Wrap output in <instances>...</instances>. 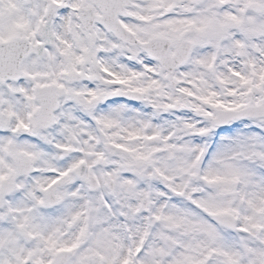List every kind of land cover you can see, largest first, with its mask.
Masks as SVG:
<instances>
[{
  "label": "rangeland",
  "instance_id": "1",
  "mask_svg": "<svg viewBox=\"0 0 264 264\" xmlns=\"http://www.w3.org/2000/svg\"><path fill=\"white\" fill-rule=\"evenodd\" d=\"M54 1L66 9L47 28L46 0H0V42L19 36L37 48L22 64L27 78L0 84V264H48L60 249L72 252L69 264H264V122L218 131L192 111L233 109L250 88L257 100L264 92V0H144L156 20L147 37L178 41L187 32L192 43L175 85L99 27L92 48L78 19L88 0ZM169 12L176 16L163 17ZM91 56L115 89L144 100L95 104L106 89L67 78L92 72ZM46 85L70 86L74 97L41 129L34 93ZM12 151L31 160V175L16 174ZM80 163L97 190L74 175ZM213 214L232 216L237 230Z\"/></svg>",
  "mask_w": 264,
  "mask_h": 264
},
{
  "label": "water",
  "instance_id": "2",
  "mask_svg": "<svg viewBox=\"0 0 264 264\" xmlns=\"http://www.w3.org/2000/svg\"><path fill=\"white\" fill-rule=\"evenodd\" d=\"M97 4L98 8L102 12V16L95 17L91 8L84 9L80 12V21L86 30L91 33L88 36L92 46H95L96 35L93 34L94 24L96 21L104 25L107 32H113L116 37L124 42H128L131 45H139L140 48L145 50L147 54L158 61L162 68L168 72V81L171 85L174 84V71L183 65H185L191 55L192 45L186 38V33L183 34L180 44L177 46L168 39L155 38L150 43L142 44L136 42L135 38L126 32V30L118 23L117 18L121 13L118 11L122 5L117 6L118 0H92ZM122 1V0H119ZM46 20L47 24H51L52 19L56 17L59 10L63 8L61 4L55 3L52 0L47 1ZM124 6V5H123ZM116 8V9H113ZM116 10V11H115ZM45 44V43H44ZM41 44L40 47L44 46ZM175 48L173 55H169L170 49ZM35 51V47L32 46L27 40L21 38H14L8 42L0 43V83H5L12 80H20L26 75L21 71V64L24 59L30 56ZM94 70L96 76H88L84 72H72L69 78L73 81H98L103 83L107 88L113 86L112 82H106L102 80L99 75L100 68L96 64L94 58ZM64 90L58 89L55 86H47L37 91L36 97L40 101V109L37 112V123L43 128H50L54 124V113L59 108L58 100L63 95ZM258 91L252 88L247 95L246 103L235 108L225 109L221 106L207 105L206 108L212 111V114L207 113L203 110H195V114L210 123L212 129L224 130L230 127L233 123L240 121H264V92H260V98L256 101ZM185 97L186 95H182ZM122 98L135 102L142 101L140 94L136 92H114L107 94L104 98L105 101L112 100L114 98ZM176 110H191V108L185 105H177ZM10 157L14 161L16 172L19 176L29 175L32 173L31 161L24 155L12 152ZM86 172V166L80 165L75 169L76 175L84 177ZM109 188L114 191V182L108 180ZM90 189L94 190L97 188V182L94 179L90 180ZM49 201L52 205L56 203V197L53 193L48 195ZM214 220L223 225L224 227L235 230V220L229 215H213ZM70 253L61 251L54 257L51 264H67Z\"/></svg>",
  "mask_w": 264,
  "mask_h": 264
},
{
  "label": "flooded vegetation",
  "instance_id": "3",
  "mask_svg": "<svg viewBox=\"0 0 264 264\" xmlns=\"http://www.w3.org/2000/svg\"><path fill=\"white\" fill-rule=\"evenodd\" d=\"M152 1H154V0H152ZM123 3H125V0L123 1ZM128 4L129 5L127 7H125V11H126L127 15H123V16L119 17L118 21L120 22V24H122L130 32H132L131 30H133L134 32H132V33L136 36L137 39H139L141 41H146L147 39H150L152 37V35L147 37V34L149 32H151L150 29L154 25L153 22L156 21L155 16H151L150 18H146L145 11H143L144 6L146 5L144 0H142V2H138L137 0H129ZM95 12L99 13V11L96 7H95ZM169 13L170 14H166L163 17L173 18L176 16L175 14H172L171 12H169ZM161 19H162V16L160 15L159 20H161ZM151 25H152V27H151ZM96 26H98L99 28L101 27L99 25H96ZM141 35L144 36L143 40H142ZM102 75H103V73H102ZM103 77L105 79H108L104 75H103ZM93 86L101 87L97 83L93 84ZM104 93H102L101 95H98L97 97L102 96Z\"/></svg>",
  "mask_w": 264,
  "mask_h": 264
},
{
  "label": "bare ground",
  "instance_id": "4",
  "mask_svg": "<svg viewBox=\"0 0 264 264\" xmlns=\"http://www.w3.org/2000/svg\"><path fill=\"white\" fill-rule=\"evenodd\" d=\"M188 39H189V38H188ZM189 40H190V39H189ZM229 61H231L232 64H234V62H235V60H233V59H232V60H229ZM237 64H238V63H237ZM71 153L76 154V150H71ZM21 198L25 200V197H22V196H21Z\"/></svg>",
  "mask_w": 264,
  "mask_h": 264
}]
</instances>
